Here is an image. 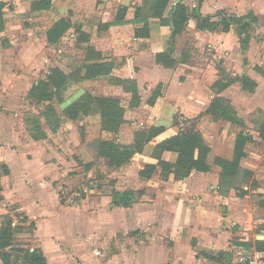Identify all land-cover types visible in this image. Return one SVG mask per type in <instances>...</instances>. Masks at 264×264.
Returning <instances> with one entry per match:
<instances>
[{"label": "crops", "instance_id": "1", "mask_svg": "<svg viewBox=\"0 0 264 264\" xmlns=\"http://www.w3.org/2000/svg\"><path fill=\"white\" fill-rule=\"evenodd\" d=\"M36 1L38 0H0L4 15V28L0 34V39H2L0 40V58L5 57L3 54L8 51L6 47L8 41L13 43L8 27L10 23L15 22V17L25 10L29 14L32 13L31 17L41 14L44 20L50 21L43 34L45 44L56 43L67 31L73 29L77 42L92 46L101 52L103 58H110V55L124 56L122 66L112 67L109 73L110 78L133 80L139 95L138 105H148L151 109L153 105L164 107L163 112H166V115H163L164 117L159 115L151 124L164 126V130L145 143L141 152H134L126 164L117 168H109L114 170L112 174L116 172V176L109 181V184L114 187L112 186L108 195H103L101 191H98L100 199L105 200L111 214L124 213L125 220L122 219L123 221L118 224L115 220V222L109 221L110 230L118 226L124 231L137 229L154 236L142 242L135 254L127 251L120 254L113 252L108 257H102L103 254L99 249L92 248L85 238L89 228L86 229L84 226L86 221L82 210L85 202L84 194L76 199L75 206H70L61 202L60 194L54 188V184L61 182L63 171L67 170L64 168L66 167L64 152L67 145L65 143L63 151L61 144L65 141V137L63 138L61 128L63 129V123L66 124L70 119L64 109L74 101L68 102L67 99L62 102L57 101L64 106L55 112L54 116L59 121L55 126L56 130L51 129L54 126L49 128V119L43 109L49 101L44 100L39 103L29 98L30 89L47 74L35 80L29 87H26L25 95L35 104H40L42 109L41 111L36 110L35 117L27 116L29 133L24 138L21 128L13 126L19 123V120L13 116H6L1 107L5 102L16 97L17 91L25 84V80L18 77L11 67L3 66L1 62L0 226L3 216L9 215L14 225L22 227L20 232L16 230L14 241L25 243L20 247H30V250L40 249L46 259V264H238L234 255L237 248L259 251L264 258V251L259 250L256 244V241H264V239L257 238L258 235L264 236V166L260 167L253 162L256 156L254 153L243 157L240 160V166L250 170L257 177L241 184L236 180L234 186L221 185L219 178L221 169L217 165L213 167L211 165L210 170L205 172L192 171L181 180L174 179L172 173L165 179L161 178L158 166L148 177L139 175L144 164L157 162V158L153 156L155 145L178 132L179 129L175 130L172 123V116L177 111L183 114L184 119L205 115L214 131L216 130L212 138L203 135L204 133L202 134L199 130L210 148L208 158L210 156L231 158L236 136L226 131L231 123L221 118L217 119L205 111L215 96L224 97L237 111L235 93L238 96L241 95L243 99L247 94H254L257 90L256 79L249 77L256 82L253 91L243 90L240 82L235 81L220 92H216L214 84L217 80L234 78L238 73H232V77L224 78L225 76H217L215 71H211L212 69L190 70L184 67L186 60L182 58L183 55H180V58L173 56L178 61L173 67H165L157 63L155 54L170 50L173 53L175 50L173 39L183 31L171 37L169 25L162 24L158 17H148L149 36L135 37L134 28L143 25V21L139 18L141 15L135 13L136 9L143 4V0H101V3H98V0H50L49 6L43 4L45 0H39L37 8L34 9L32 6ZM180 1L186 4V0ZM194 1L193 8L201 16L213 15L221 10L228 12V15L241 16L249 13L244 10L248 7V11H252L255 18L253 25L256 24L260 31H264V0ZM119 7L125 8L126 13L121 22L114 23L113 17ZM55 8L60 14L52 19ZM240 9L241 12L238 11ZM71 10L75 12L73 14L78 20L77 23L71 20ZM111 10H114V14ZM60 18L65 19L70 27L55 42H49L46 35L47 30ZM188 21L186 26L196 28L206 38L210 37L211 39H207L210 40V44L218 38L214 37L218 32L198 29L195 18ZM105 24L108 26L105 27ZM92 27H95V31ZM78 30L88 35L87 42L78 40ZM220 33L224 34L228 31ZM168 36L171 37L170 47L165 49L163 42L168 39ZM157 37L161 44L160 48L152 50V40ZM147 59L146 64H134V61L140 62ZM84 74L85 70L82 71L81 77ZM244 74L243 72L241 75L244 76ZM207 85L214 89V94L211 92L209 95L210 99L206 98L207 93L205 95ZM154 86H161L163 89L158 90L159 93L153 104L148 103L151 95L146 98L145 104L144 97L147 90L144 87L150 90ZM232 92L234 95H231ZM84 93L85 90L79 92L76 100ZM98 96L109 95L98 94ZM89 115L97 116L101 130L99 113ZM217 121L227 123L225 130L217 128ZM51 130L53 135L57 136L56 142L59 138L58 147L62 151L47 143V132ZM108 133L115 134V137L118 135L120 138L117 132ZM133 141L134 135L132 140L125 145H130ZM160 158L174 163L177 153L164 150ZM131 176H136L137 188L133 186L127 188V185H130L127 181L130 182ZM239 189L247 193L240 195ZM128 191L131 193L128 199L126 198V205H116L113 202L114 196L117 201H121ZM99 213L96 216L102 221L104 213L103 211ZM31 223L33 226L28 229ZM29 241L30 246L27 243ZM0 264H4L1 259Z\"/></svg>", "mask_w": 264, "mask_h": 264}, {"label": "rangeland", "instance_id": "2", "mask_svg": "<svg viewBox=\"0 0 264 264\" xmlns=\"http://www.w3.org/2000/svg\"><path fill=\"white\" fill-rule=\"evenodd\" d=\"M173 1L175 0H170L166 11L163 13L162 18L165 21H169L168 11ZM101 2V0H98V3ZM194 4V0H186L185 5L187 6L189 21L194 19V12L192 11ZM244 10L247 13L249 12L247 19L250 23L245 31L237 29L236 25L233 24L228 33L223 34L220 33L221 31H217V36L214 37L218 38H215V42L210 44V40H207L211 39L210 37L206 38L196 28L186 26L183 32L173 39L175 49L173 56L180 58L179 56L183 55L182 58L186 60V66L184 67H188L190 70L212 69L211 71H215L217 76H225L224 78L232 77V73H238L237 77L240 78L244 72V76L256 79L257 90H255L254 94H247L245 95L246 98L243 99L241 95L238 96L235 93L237 111L234 110V118L237 120L233 121L227 128L225 127L227 123L224 122L217 121L216 125L219 130H225L226 128L227 133L232 136L238 132L250 136L251 139L244 146V157L254 153L256 156H254L253 162L263 167L264 138L260 135V128L264 123V74L260 73V69L264 71V31H260L256 24L253 25L254 16L252 11H248V7ZM53 11L52 19L60 14L56 8ZM238 11L241 12V9ZM111 12L114 14V10H111ZM73 13L75 12L71 10V20L77 23L78 20L74 18L75 15ZM143 13V15L147 14L145 9ZM31 14L27 13V10L19 13L15 17V22L10 23V27H8V33L12 35L13 43L8 41V45H6L8 51L3 54L5 57L0 58V62L3 66L11 67L18 77L25 80V84L20 86L21 88L17 91L15 98L5 102L1 110L6 116H13L19 120V123L13 126L21 128L23 137L26 138L29 133L27 116L35 117L37 111L42 109L40 104L39 106L30 101V97H26V87H29L35 80L41 79L43 75L48 73L47 70L53 71L54 68L60 69L68 77V86L63 89V97L68 102L75 101L76 95L82 90H85V93L109 95L119 99L120 106L123 108V121L117 130L120 138L118 135L115 137V134L101 131L98 118L94 115L84 116L80 114L77 119H69L66 124L65 122L63 123V129L61 128V130H63L65 141L62 142L61 147L64 151L66 143L67 149L64 152V157L66 158V164L64 165L66 167L64 168H67L68 174H66L67 170H64L63 177L60 179L62 183L57 182L54 184V188L60 194L61 202L70 206H75L76 199L84 194L85 202L82 207L86 218L84 226L86 229L89 228L85 238L92 248L96 247L99 249L101 254H103L102 257H108L113 252L120 254L127 251L135 254L137 247L154 235L142 233L137 229L124 231L123 228L118 226L110 230L109 225L111 224L109 221L113 222L115 220L116 224H118L125 219L122 212L111 214L108 205L104 202L105 200L99 197L98 191H101L103 195L110 193L114 185L109 184V181L116 176V172L112 174L114 170H110L106 160L97 155V142L100 139H113L117 143L125 145L129 140H132L137 129L151 125L152 121L159 115L164 117L163 115H166V112H163L164 107L153 105L151 109L150 106L144 104L131 105V93L126 89L129 85L110 78L108 74L95 78L86 76L84 81H82L81 73L85 69L86 63H88L85 59L88 44L77 42L75 40L76 33H74L73 29L67 31L56 43L45 44L43 34L50 21L44 20L41 14L35 17H31ZM92 30L95 31V27H92ZM170 39L171 37L168 36V39L163 42L165 49L170 47ZM152 43V50L160 48L161 44L158 37L153 38ZM3 44L5 45L6 43ZM6 47L3 46V48ZM104 60H108L112 67H119L122 66L125 59L124 56L110 55V58L105 57ZM145 62H148V59L140 62L134 61V64H146ZM144 89L147 90L144 97L146 104V98L154 91L163 89V87L154 86L150 90L144 87ZM211 92L214 94V89L207 85L205 91L207 99H210L209 95H211ZM231 95H234V92ZM63 106L64 104L60 105L57 102L56 96L44 106L43 109L50 117L49 128L54 126L51 129L56 130L55 126L59 121L53 117L52 112L55 113ZM182 116L183 114L180 111L173 114L172 123L175 126V130L194 128L211 138L213 133L216 132L209 121L206 120L205 115L186 119ZM57 130L59 131L60 127ZM47 134V143L53 145V147H58L59 138H57L56 142L57 136L53 135L52 130L47 132ZM62 150L59 148V151ZM208 160L213 167L215 165L213 164V157L210 156ZM116 171L119 170L117 169ZM131 177L130 182L127 181V183H130L127 188H130V186L137 188L136 176ZM253 177H257L253 172L249 179L240 173L237 181L241 184L247 179V182L250 181ZM99 209L104 213L102 221L96 216L100 214ZM18 219L22 221L21 218L18 217ZM21 228V226H18L17 232H20ZM27 243L30 246V241ZM24 244V242L13 241L15 247L30 249V247H20Z\"/></svg>", "mask_w": 264, "mask_h": 264}, {"label": "trees", "instance_id": "3", "mask_svg": "<svg viewBox=\"0 0 264 264\" xmlns=\"http://www.w3.org/2000/svg\"><path fill=\"white\" fill-rule=\"evenodd\" d=\"M38 1L33 3L32 7L34 9L37 8ZM176 1H173L168 11L169 21H165L162 17L170 0H143V4L138 7L135 12L136 15L137 13L141 15L139 18L143 21V25L134 28V36H149L148 17H158L162 24L169 25L171 37L180 34L186 27L189 16L187 6L180 0ZM43 4L49 6L50 0H45ZM1 6L0 4V32L4 28V15ZM144 9L147 12L146 15H143ZM192 11L194 12V18L196 20V27L200 30L227 32L234 24L237 29L245 31L250 24L247 19L249 13L241 16L228 15L225 11L221 10L213 15L201 16L196 9ZM125 13L126 9L119 7L115 12L113 22H121ZM107 26L108 24H105V27ZM69 27L65 19H58L47 30L46 35L48 41L55 42ZM78 40L87 42L88 35L78 30ZM85 59L88 63L84 66L85 74L81 77L82 79H85L86 76L95 78L106 74L109 75L112 65L108 60H104L100 51L95 50L92 46H87ZM155 60L165 67H173L178 62L177 59L173 57L172 50L157 52L155 54ZM260 73L264 74V71L261 70ZM115 80L129 85L126 89L132 94L130 103L131 105H138L139 95L135 82L133 80L124 79ZM235 81L240 82L243 90L253 91L256 87V82L247 76H241L240 78H221L214 84L216 92H220V90H223ZM67 86L68 77L60 69L54 68L53 71L47 73L45 79L39 80L38 83L30 89L29 97L40 103L44 100L51 101L56 96V100L62 102L65 100L63 97V89ZM158 93L159 91L157 90L151 94L148 98L149 104L154 103ZM64 112L72 120L80 117V114L85 116L99 113L101 118V130L105 132H117L123 121V108L120 106V101L117 97L98 96L89 92L84 93L81 97L68 105L66 109H64ZM205 112L212 114L217 119L221 118L230 123L237 120L234 118L235 111L233 106L228 100L221 96H215ZM52 113L55 118V113ZM46 114L48 116V113ZM48 119H50L49 116ZM163 130L164 126L155 125L137 129L134 134V141L130 145H121L113 139H100L97 142V155L104 158L109 167L117 168L126 164L134 152H141L143 145ZM260 135L264 138V123L260 128ZM249 139H251V137L247 134L238 132L235 136L231 158L213 157V164L219 166L221 169L219 174L221 185L234 186L240 173H242L245 178L249 179V177H251L252 172L240 166V160L245 156L244 146ZM164 150L177 153V159L174 163L160 158V154ZM209 152V145L204 141L199 130L194 128L180 129L176 134L159 141L155 145L153 156L157 158V162L155 164H144L143 168L139 171V175L148 177L154 172L156 166H158L160 168L161 178L165 179L172 173L174 179L181 180L187 177L192 171L205 172L210 170L211 163L208 161ZM239 191L240 195H245L247 193V191L242 189H239ZM130 193L131 191L126 192L124 197L121 198V201H117L116 196H114L113 202L116 205H126V200ZM2 219L0 226L1 261L4 264H46V259L40 249L30 250L18 248L13 245L14 234L18 226L12 223V218L9 215H4ZM32 226L33 224L31 223L28 229H31ZM256 244L259 250L264 251V241H256Z\"/></svg>", "mask_w": 264, "mask_h": 264}, {"label": "built area", "instance_id": "4", "mask_svg": "<svg viewBox=\"0 0 264 264\" xmlns=\"http://www.w3.org/2000/svg\"><path fill=\"white\" fill-rule=\"evenodd\" d=\"M238 264H264V258L259 251H246L237 248L234 252Z\"/></svg>", "mask_w": 264, "mask_h": 264}, {"label": "water", "instance_id": "5", "mask_svg": "<svg viewBox=\"0 0 264 264\" xmlns=\"http://www.w3.org/2000/svg\"><path fill=\"white\" fill-rule=\"evenodd\" d=\"M257 238H258V239H264V236H262V235H258Z\"/></svg>", "mask_w": 264, "mask_h": 264}]
</instances>
